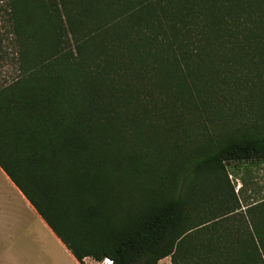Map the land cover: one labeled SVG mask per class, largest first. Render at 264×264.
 <instances>
[{
  "label": "trees",
  "instance_id": "16d2710c",
  "mask_svg": "<svg viewBox=\"0 0 264 264\" xmlns=\"http://www.w3.org/2000/svg\"><path fill=\"white\" fill-rule=\"evenodd\" d=\"M0 167L81 263L264 264V0H0ZM5 48V50H4Z\"/></svg>",
  "mask_w": 264,
  "mask_h": 264
},
{
  "label": "crops",
  "instance_id": "0c3cea01",
  "mask_svg": "<svg viewBox=\"0 0 264 264\" xmlns=\"http://www.w3.org/2000/svg\"><path fill=\"white\" fill-rule=\"evenodd\" d=\"M0 264H81L1 167Z\"/></svg>",
  "mask_w": 264,
  "mask_h": 264
},
{
  "label": "rangeland",
  "instance_id": "374dc122",
  "mask_svg": "<svg viewBox=\"0 0 264 264\" xmlns=\"http://www.w3.org/2000/svg\"><path fill=\"white\" fill-rule=\"evenodd\" d=\"M1 25L2 20L0 17V33L3 32ZM11 72L12 69L7 63L6 58H0V84L9 77ZM227 166L231 183L235 188L243 209H245L244 205L246 203L264 197V161L251 163L231 161ZM162 264H171L170 257L165 258Z\"/></svg>",
  "mask_w": 264,
  "mask_h": 264
},
{
  "label": "built area",
  "instance_id": "2783aa9c",
  "mask_svg": "<svg viewBox=\"0 0 264 264\" xmlns=\"http://www.w3.org/2000/svg\"><path fill=\"white\" fill-rule=\"evenodd\" d=\"M99 262H101L100 264H113V260L110 258H104L102 261Z\"/></svg>",
  "mask_w": 264,
  "mask_h": 264
}]
</instances>
